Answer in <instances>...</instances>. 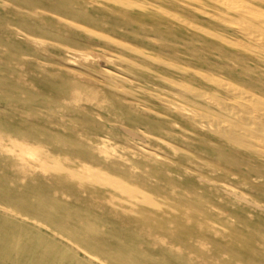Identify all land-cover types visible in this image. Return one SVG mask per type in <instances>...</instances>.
Listing matches in <instances>:
<instances>
[{"label": "rangeland", "instance_id": "1", "mask_svg": "<svg viewBox=\"0 0 264 264\" xmlns=\"http://www.w3.org/2000/svg\"><path fill=\"white\" fill-rule=\"evenodd\" d=\"M11 5L0 0V264H264V204L257 202L264 197L213 189L205 166L216 159L214 147L191 145L180 132L190 121L149 96L152 86L143 95L126 68L123 57L137 58L128 45L168 51L152 27L100 20L94 37L48 28ZM73 46L77 54L68 51ZM216 61L226 62L217 74L227 77L230 62ZM207 62L196 61V75H176L209 90L200 76L212 72ZM190 123L192 132L201 128ZM69 168L80 179L62 185L67 179L53 175ZM147 195L163 206L146 209Z\"/></svg>", "mask_w": 264, "mask_h": 264}, {"label": "bare ground", "instance_id": "2", "mask_svg": "<svg viewBox=\"0 0 264 264\" xmlns=\"http://www.w3.org/2000/svg\"><path fill=\"white\" fill-rule=\"evenodd\" d=\"M8 1L12 3L9 8L12 12L29 16L36 23H43L48 28L52 24L94 37L99 34L97 24L100 20L107 22L106 25H117L119 29H127L133 23L139 27H152L151 30L161 40L160 45L168 50L164 52L166 55L141 52L128 45L125 49L135 53L137 58H122L129 62L127 70H131L143 85L142 94L152 86L149 96L159 100L173 117L200 124L201 128L192 132L191 123L186 122L180 132L186 133L191 145L203 149L214 147L216 159L206 161L205 166L206 174L215 182L213 189L237 197L241 193L245 196V191L264 197V5L261 4L264 0ZM183 6L186 8L181 13H175L181 11ZM2 9L6 8L3 6ZM192 12L206 17L208 21L187 15ZM158 14L163 16L158 17ZM146 15L152 17L150 22L144 20ZM189 34L191 36L187 38ZM204 35L208 40H204ZM197 41L199 44H196ZM41 44L49 43L43 41ZM77 49L73 46L68 51L77 54ZM234 50L238 52L237 56L231 54ZM156 59L160 66L150 63ZM179 59L190 62L191 66L182 64ZM216 59L230 62L227 77L217 74L223 72L226 62ZM200 60L209 61L207 63L212 70L211 73L204 70L200 72L209 90L181 82L176 75L198 74L196 61ZM168 93L176 98H187L195 109L188 110L183 104L167 98ZM135 96L140 97L137 94ZM171 121H164L163 125L153 129L164 131L166 127L163 126H169ZM159 140L165 146H172L166 138ZM98 173H101L100 170ZM53 176L59 183L60 179H67L62 181V185H70L80 179L70 168L64 175L56 173ZM96 182L99 187L106 189L103 182ZM145 201L146 209L150 211L163 206L150 195L146 196ZM257 202L264 204L259 200ZM135 212L146 221L151 219L140 211ZM148 215L151 216V212ZM258 237L264 239V232H259Z\"/></svg>", "mask_w": 264, "mask_h": 264}]
</instances>
